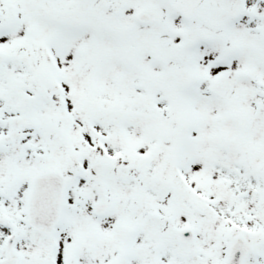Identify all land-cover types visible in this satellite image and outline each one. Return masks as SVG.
<instances>
[{
  "label": "rangeland",
  "instance_id": "obj_1",
  "mask_svg": "<svg viewBox=\"0 0 264 264\" xmlns=\"http://www.w3.org/2000/svg\"><path fill=\"white\" fill-rule=\"evenodd\" d=\"M24 1H30V0H0V6L4 11V14L6 13L5 17L2 18V22H0V37H1L0 38V46H1L0 49L9 55L10 54L13 55L12 67L9 68V66H6L7 69L4 70L5 74L3 75L2 80L3 78H5L4 79L5 81L9 79L10 84L19 85L20 87L27 88L32 95L33 94L36 95L35 113H36V117L39 123L41 124V127L37 131H31V133H33V136L29 137L28 139H29V142L31 144H35V146H37L38 149L44 155L47 156V158L43 162V161H39V159L34 158L33 155L29 157V161L31 159L34 165H31L32 168L30 172L22 173V175L18 174L19 176H21V180L19 181V187L20 186L22 187L26 179H28L29 176L33 174L34 172H37L44 168H48L51 165L61 167V162L64 160L63 154L65 152L68 151L69 156L70 155L74 156V154H72V148H70L72 145V142L79 141V137L81 136L79 131L85 130L87 131L86 133H90L91 128H90V124L88 123V121L90 119L97 117L96 116L97 113H94V112L89 113L85 111L86 109H85L84 104L82 105V107L84 108V111H81L80 109L78 110L75 107L74 101L72 98H71V101L74 107V114L76 117L72 115L73 107L72 108L70 107L71 113L69 110L66 111L65 109H63V107L60 105V102H59V96H58V91L56 87H54L55 89H51V85L55 81L54 80L55 73H59V72L51 69V66L48 64L49 61L45 56L46 55L45 48L48 42L50 41L48 37L50 35H52L53 37L58 35L61 32L60 27L63 23H65L71 31H75L74 28L81 27L83 23L87 21V19L81 16H79L80 18H78V16H76L72 12L66 13V14H64V12H60L59 15L56 14L54 16L55 9L53 8H54L55 0H32L33 2H42L45 6H47L49 10L52 11L50 14H48L46 10L44 9H38L37 14L39 16L31 15L29 17H25L22 14L21 17H19L18 13L16 12L18 9H21V8L28 9V7L33 8L32 5H28V4L26 5V7L23 6ZM69 1L70 0H62L61 6H63V8L64 6L68 7L69 4H71ZM73 1L81 2V0H73ZM88 6L89 5H86L85 3L84 5H81L79 10L82 11V13H84L83 11H85L88 8ZM138 7H142V5L140 3L135 2V0H132V6L130 9L131 14H132V11L137 9ZM39 8H42V7H39ZM101 8L104 11L111 12L109 9L105 7H101ZM201 15H202L201 16L202 18L199 19V22H198L199 24H202L205 22L210 23V20L216 23L222 22L221 11L220 9H217L216 7L213 9V13H209L207 10H205L204 13L201 12ZM11 16L15 17V19H13L14 25L12 27V24H11L10 28H8L9 26L8 21L10 19L12 20ZM45 19L47 20L46 25L41 26L43 23V20ZM58 19H60V22ZM131 22L129 21L127 22L123 17H120L118 19V27H116L113 32L114 37L116 34L118 35V33L122 30L125 32V29L123 28L124 23H127V25L130 26ZM198 23H194L195 25H193L190 28L192 32L196 30V26H198ZM183 25H186V24L182 23L181 20L174 18L173 22L169 23V25L166 27H171L172 30L175 32L176 30H178L177 26L182 27ZM118 29H121V30H118ZM13 30L16 32L14 35V39L12 38ZM145 30H149V29L146 28ZM80 32H82L84 36L79 37L77 41L78 46H79V48L77 49L78 51L82 49H87V48H88V51H92V50L101 51V52L105 51V47H102L97 42L93 41V40H96L95 38L93 37L87 38L86 33L84 31H80ZM125 33L127 34V32ZM176 33H179V32H176ZM28 36H31V37H28ZM181 39H183V37L178 36L176 38V43L180 42ZM11 40H15L16 43L18 44L16 46V49L14 46L13 47L10 46ZM64 41L65 40H62V42L59 41V48L57 49L60 51H63V53H65L66 48L69 50H73V46L69 45L70 41L67 42V44L64 43ZM111 44L113 45V43ZM116 46L118 48L114 49V51L111 53H110V49L112 46H108V53L106 54V58L103 59L102 61H107L108 57H109V61H115L114 59L115 56L119 55L118 56L119 58L121 56L123 57L121 58V62L131 61L132 65H139L138 63L140 62L145 63L144 58L146 57V64L148 65L149 64L148 57L149 55H153L151 51L145 50L148 44H145L144 37H140V36L132 35L130 40L128 38L124 39V42L121 41V43H117ZM173 47H176L178 48V50H180V58H183L182 59L183 61L184 59L186 60L184 61L185 64L188 63L187 64L188 66L189 64L195 65L192 59L189 56H187V55H191L190 54L191 50L188 44L183 47H178V44H176ZM125 52H129L130 56L125 54ZM202 52H204V50L200 51V53ZM78 55H79V52H78ZM169 57L172 59V61H177L176 58H174L173 56H169ZM196 58H198V56H196ZM207 61H208L207 58L202 59L200 66L202 65V67L204 68V65L206 64ZM167 63L164 64L163 61H160L158 62V65L156 66L155 61H153L152 67L154 68L152 69H148L147 67L142 68L143 71L141 75L143 76H141V85L146 89L145 93L147 94V97L151 98L150 101L152 105H153L154 100H159L161 102L160 105L161 106L164 105V101L160 99L161 92H163L164 97L167 100L173 103L174 106H173V109L171 110L170 118L174 117L173 124L174 125L176 124L178 126L179 123L177 121H180V120L182 121L183 119L187 118V105L183 107L174 100V99H177L182 104L181 92H180L181 88L178 84L173 82L171 77H167L166 75H164L163 77L158 76L157 78L155 76L156 67L163 69L164 72L167 71V67H168ZM249 66H252V65H249V64L247 65L242 64L240 66L234 65L230 67L229 69H227L229 73L231 72L232 79L234 80V88H235L234 93L237 95L234 98L235 99L234 103H236L238 108L243 107L242 110L243 112H246V113H250L251 109L254 110V102H259V101L260 103H256V107H257V104H259L262 106V110H264V66H262L261 64H255L253 66L254 69H252L253 75H251L250 77L244 76V78L242 79L241 73L244 72L245 69ZM128 67H131V66H128ZM90 70L91 69L87 70L86 73L84 71L79 73V75L82 78L83 76H86L85 81L88 84L87 88L90 89L89 94L94 98L97 95V92L94 90H97L103 84L104 87L106 85V87L115 95V98L111 102V104H113V106L115 105L114 108L116 109L117 114L113 111V106L111 107L108 106L109 108L105 110V113L102 114V117L104 119L108 118V120L112 122L114 125L116 124L117 126H119L120 124V126H123V123H119V121H121V119L124 118V115L122 111L119 108H117L116 105L120 104L127 97L125 94H122L123 91H132L131 89L133 85L129 86L128 85L129 81H127V79H129V76H127L124 81L120 80V83L116 82L117 79H115L111 82L112 84H115V85H111L110 81H108L109 83H106L107 82L106 80L116 77L117 76L116 74H112L107 71H102L100 78L98 77L96 78L98 80H95L92 78L96 76L97 72L93 70L90 71ZM192 71L195 77L198 79L196 82L200 84L202 82V80H200L202 70L199 67ZM90 73H95V75H90ZM257 78L261 79L260 84L256 80ZM5 81H2V82L4 83ZM134 84H135V81H134ZM68 86L69 88L71 87L70 82L68 83ZM74 88H79V89H82V88L79 87L78 85L76 86L75 84L72 85L71 97L73 96L75 98L78 94H76L75 91L73 92ZM115 89L119 91H115ZM192 90L195 93H199V94L202 93L198 85L194 86ZM134 92H136V90ZM187 92H190V91H187ZM199 94L197 96H199ZM99 95H101V93ZM100 99L104 101L103 97H101ZM130 101L131 99L129 98L126 100L128 104L136 106L139 109L143 107V104H144L143 101H140L136 104H132L130 103ZM200 101L201 102L199 103L203 104L202 100ZM75 104L77 105V100H75ZM231 104H233V102H231ZM152 111H155V109H151V112ZM6 112L7 110L5 108V105L2 106L0 102V113L1 115H6V117L8 118L9 114H6ZM78 118L82 121L80 123L81 128L79 127V124L77 121ZM175 118L177 119L179 118V119L175 121ZM164 125H165L164 129L167 127L171 128V124L169 123L168 118H165ZM126 128L128 129L127 130V134H128L127 143L129 145H136L139 142V137H140L139 132H142L141 128H137L139 132H137L136 134L131 132L130 127L128 125L126 126ZM46 140L49 143H46ZM177 141L178 139H176L175 143ZM112 142L114 144L113 145L114 150L122 149L125 151V154L131 158L129 153H131V155H133L134 153L131 147L130 148L132 152L129 149L128 150L129 153H128L125 146L120 142L119 138L116 141L113 137ZM175 143H174V147H175ZM65 144L67 148L63 147L62 151H60V148L64 146ZM20 145L22 144H19V146ZM27 146L25 148H27ZM163 147L168 148L169 145H163ZM139 151H144L143 145L140 146ZM55 153L59 154V156H56ZM8 156H10V154ZM16 157H17V154H16ZM56 157L58 158V160H56L55 162L53 161V159H55ZM171 158H172V153H169V156L167 159H171ZM2 159L3 158H0V165H1ZM75 160L76 158L74 157L71 164L73 167L77 168ZM108 162L110 163L111 161H108ZM146 162H148V164L151 163L149 159ZM160 162L162 163L163 159H159L158 161H155L154 165L156 166V168H159V169L161 168L162 164ZM204 163L205 162L203 160H200L199 166L202 167ZM263 163H264V160H261L260 165L263 166ZM110 165L112 166L111 168L113 171L112 177L118 176L119 173L117 172V168H115L117 166L114 163ZM11 172H14V170L9 169L5 173L3 172L4 178H6L7 176H10ZM172 172H173L172 182L170 178H166V180H168L169 183H172L173 188L175 190V195H176L178 204L179 203L181 205L182 204H185V205L193 204L195 208V206H197L196 205L197 199L194 198L192 191L184 187L181 184V182L179 181L178 177L176 176L174 172V166L172 167ZM18 175L16 176L19 177ZM191 176L193 177V170H191ZM198 176H201L207 180H214L213 174H211L207 170H203ZM193 179H194V183L195 182L197 183L196 185L197 187L202 188V186L205 185L204 181L196 180V177H193ZM198 184L202 186H198ZM113 187H115V185H113ZM118 191L119 192L116 193L118 196L116 200L117 205H126V202H119V200L124 198L126 194L121 193L120 189H118ZM143 192L145 193L144 195H143ZM143 192L139 194L141 196L140 202L144 206L145 210L147 211L151 207L150 203L153 202V200H150V199H153V195L147 189L144 190ZM113 194H114V191H113ZM129 197H133V194H129ZM20 199L24 200L25 197L22 196ZM19 204H20V201H17L16 203L12 202V204L9 207L10 209H13L16 211L17 205ZM155 205H156L155 207H157L156 201H155ZM163 208L166 209V211L171 210L170 212H166V216L172 213L176 214L178 218V224H183L184 222H192L194 227H201V230L200 229L199 230L200 232H203L205 235L207 234L206 237H209L211 240H215L218 243L222 242L223 238L219 234V231L221 232L223 228L222 222L225 223L224 219L214 216L208 212L207 213L205 212L204 215H199L195 211L197 209L192 210L189 207L188 208L187 207L186 208H180V207L173 208V203L163 206ZM239 216H240L239 218L242 217L243 220L246 219V215H244V213H241ZM182 217L185 219L184 222L183 220H181ZM142 220H143V217H139L138 219H132V221L135 223H139ZM148 221L150 223L149 219ZM215 221H220L219 225H216ZM247 223H250V221L248 220ZM250 226L251 225H244V227H250ZM250 228L251 229L249 230V232H246V234L248 237L251 238L253 236L252 235L253 232H252V227ZM29 239L31 241H29ZM253 239L256 241L255 237H253ZM24 241L26 244L32 245L33 249L30 253L23 250L21 252L23 256L28 257L30 259H36V257L39 254H41V252H44V251H46L47 255H49L50 243H51L50 239L46 240L42 235L37 234V233H32V236L27 237V239ZM147 241L149 243L143 244V247H145L146 250H148V244L152 248L156 244V242L153 241V237L151 236H148ZM262 244L263 243H258V247L261 248ZM150 255H152L151 252H149V256ZM147 256L148 254L146 253L145 258ZM258 256H259V252L256 251V253L249 258L247 263L248 264H260L257 261H255V258H258Z\"/></svg>",
  "mask_w": 264,
  "mask_h": 264
},
{
  "label": "bare ground",
  "instance_id": "obj_2",
  "mask_svg": "<svg viewBox=\"0 0 264 264\" xmlns=\"http://www.w3.org/2000/svg\"><path fill=\"white\" fill-rule=\"evenodd\" d=\"M24 166L28 167L29 166L28 162H25ZM0 233H3L2 229H0Z\"/></svg>",
  "mask_w": 264,
  "mask_h": 264
}]
</instances>
